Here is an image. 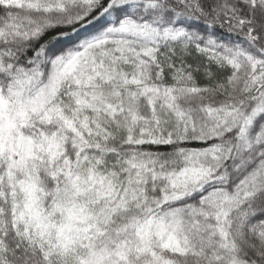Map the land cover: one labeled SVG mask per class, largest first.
I'll return each mask as SVG.
<instances>
[{"label":"snow or ice","instance_id":"6c2138e0","mask_svg":"<svg viewBox=\"0 0 264 264\" xmlns=\"http://www.w3.org/2000/svg\"><path fill=\"white\" fill-rule=\"evenodd\" d=\"M0 264H264V0H0Z\"/></svg>","mask_w":264,"mask_h":264}]
</instances>
